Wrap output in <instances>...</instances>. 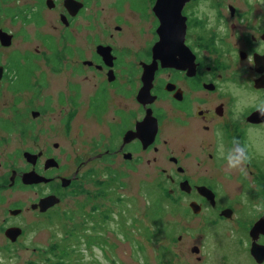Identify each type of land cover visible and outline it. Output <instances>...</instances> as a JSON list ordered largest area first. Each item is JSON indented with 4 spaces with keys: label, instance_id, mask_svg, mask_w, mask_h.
<instances>
[{
    "label": "flooded vegetation",
    "instance_id": "flooded-vegetation-1",
    "mask_svg": "<svg viewBox=\"0 0 264 264\" xmlns=\"http://www.w3.org/2000/svg\"><path fill=\"white\" fill-rule=\"evenodd\" d=\"M64 1L53 0V7L49 8L47 0H34V4L20 7L24 12L19 10L14 15L7 9V17L0 18V30L13 36L10 46L2 45L0 40V96H7L9 91L25 94L29 90L28 84H24L21 90H14V85L20 80V68L11 61L16 53L10 52L7 56L6 52L22 48L11 50L16 45L17 33L5 26L3 21L9 19L10 23L21 22L24 26L34 27L33 35L37 37L38 44L32 54L39 56L57 74H66L64 89L58 91L56 101L60 107L59 120L75 135V140L78 141L81 131L77 127L74 134L73 123L82 119V113L90 129L101 126L106 131L101 132L97 139L92 138L86 160L79 152L73 150L74 154L71 151L73 165H69L68 154L63 158L59 143L55 148H60L58 154L51 148L18 152V164L16 162L10 171L0 175V196L8 191L23 193L32 190L36 198L29 205L15 203L16 207L8 210L10 216L0 219V251H11L14 245L22 244L26 236L20 223L11 219H22L25 215L30 219L37 216L41 219L39 217H50L54 212H60L66 220L69 214L77 213L74 212L77 203H74L81 197L86 199L83 209L89 204L90 221L108 219L110 211L113 212V208L125 198L120 195L111 201L108 191L103 189L104 181L93 179L97 172L92 166L101 168L108 177L110 174L119 175V169L135 172L138 165H154L158 170L157 176L151 182H142L140 190L132 195L133 199L149 198L148 208L151 209L156 207L154 202L165 196L168 201L164 199L165 202L158 203L159 208L165 203L168 209L174 210V214L192 216L199 224L219 226L222 222H235L241 229L248 225L243 230L251 238V227L264 215V210H251V204L264 201V160H251L245 177L234 170L226 172L223 162L212 150L211 133L221 123L227 138L243 137V131L228 122L223 106L213 103L216 92L214 80L220 75L235 77L238 73H229L227 61L221 60L218 53L213 57L205 51L200 57L188 44L187 17L183 14L187 0H75L80 9L73 8L72 12L66 9ZM241 1L247 6L245 11L249 12L260 0H229L228 19L241 18L242 22L247 21L248 29L240 32L242 25L234 24V31L229 33L232 47H238L235 52L240 63L235 57L236 71L242 75L248 71L253 75L252 88L264 94V88L255 87V80L264 79V72H258V69H264V51L256 47L257 41L264 45V32L257 29L255 39L248 22L250 15L254 19L264 17V10L257 8L245 16L240 9ZM50 22L52 32H44L42 25ZM161 25L163 31H159ZM24 32L23 37L29 38V33ZM53 33L62 44L58 52L59 68L57 61L54 63L49 59L57 53V38ZM48 38H52L51 46ZM161 42L167 45V66L154 56V47ZM26 57L31 58L29 54H22L17 60L20 67L25 65ZM146 68H151L147 78L144 77ZM35 74L36 70H33L31 77ZM41 83L34 80L33 98L28 102L33 106L37 101H43V107L28 109L27 116H31L34 122L40 121L49 107L45 99H41ZM49 96L51 99L48 100L53 104L55 96ZM13 99L15 101V97ZM253 113L254 109L247 115L248 124L259 126L264 123L257 114L252 116ZM21 126L18 122L0 119V127L10 135L15 133L25 137L27 128L23 130ZM0 135V142L9 139L7 135ZM76 147L78 145L71 146ZM26 153L36 157L29 161ZM51 159L56 166L47 168ZM31 172L48 181L25 184L23 178ZM229 182L239 185V188L242 183L245 185L247 203H243L240 196H234L235 191L225 184ZM117 183V187L122 189L121 178ZM48 196H55L59 200L57 205L45 212L41 207H34ZM250 213L252 215L248 216ZM123 220L125 222L126 219ZM13 228L23 232L15 241L7 235V230ZM175 237L182 240L180 234ZM259 243L264 244V236H260ZM193 248L199 252H193ZM190 250L195 254V260L201 263V248L196 245ZM32 253H37V250L33 249ZM57 264H62V260Z\"/></svg>",
    "mask_w": 264,
    "mask_h": 264
},
{
    "label": "rangeland",
    "instance_id": "rangeland-1",
    "mask_svg": "<svg viewBox=\"0 0 264 264\" xmlns=\"http://www.w3.org/2000/svg\"><path fill=\"white\" fill-rule=\"evenodd\" d=\"M241 3L240 9L247 16V13L252 12L253 7L249 12H246L247 6L243 1ZM31 4H34V0H0V18L7 17V9L16 15L20 7L25 8ZM259 4H261V0L257 3V5ZM261 9L264 10V6L258 7V10ZM20 11L24 12L23 10ZM3 22L11 31L17 33L16 45L11 50L19 46L22 48L20 51L6 52L8 53L7 56L10 52L18 54H14L11 59L12 64L20 68V80L14 85V90H21L24 84L29 85V90L25 94L9 91L11 94L7 93V96L4 95L3 98L0 96V119L18 122L22 124L23 130L27 128V135L21 137L15 133L10 135L0 127V134L9 137V139L5 138L3 142H0V164H2L0 175L6 174L11 170V166L18 164L20 161L19 151L37 152L51 148L57 154L62 151L63 158L68 154L69 165H73L74 158L71 151L74 150L86 160L92 138L97 139L101 132L106 131V128L94 126L90 129L82 113V119L78 123L77 121L73 123L75 128L73 133H76L77 127L81 131L78 141L75 140V135H72L71 131L59 120L60 107L57 106L56 101L58 91L61 88L64 89L66 74H57L39 56L32 54L38 44L37 37L33 35L36 30L34 27L24 26L21 22L10 23L9 19ZM246 22H243L239 29L240 32L248 31ZM25 30L26 32H24ZM42 30L52 32L51 22L42 25ZM23 32L24 34L29 33L30 37H23ZM52 35L57 38V53L51 55L49 59L54 63L57 61L59 68L57 54L62 44L57 35L54 33ZM48 40V45L51 46L52 38H48ZM235 41L233 40V42ZM240 47L243 45L240 44ZM233 48L236 50L238 47ZM22 54L25 56L29 54L31 58L26 57L25 65L20 67L17 60L21 58ZM235 57L238 60L236 52ZM238 61L240 63V59ZM33 70H36L35 77H31ZM236 70L237 67L233 68L234 72L240 74ZM242 76L249 78L253 75L246 71ZM35 79L37 83L42 81L40 86L43 88L40 96H42L41 99H45L46 105H49L46 110L47 114L43 115L42 119L37 122H34L31 116H27L29 108L43 107V101H37L33 106L28 104L33 98L32 88H34ZM248 82L253 84L251 79ZM50 94L55 96L53 104H50V100H48L51 99ZM13 97H15V101ZM9 131L13 130L10 129ZM1 137L2 135H0ZM57 143L60 145V151V148L55 149ZM77 145L78 147L71 148V146ZM16 162L17 164H15ZM143 165L136 166L135 172L119 169L117 170L119 175L110 174L108 177L106 173L101 172L103 171L101 168L92 166L97 172L93 179L96 182L97 180L104 181L103 189L108 191L111 201H115L120 195H124L125 198L124 202L113 208V212L110 211L108 219L103 222L96 219L90 221L89 218L92 216L89 215L91 213L89 204L85 206V209L82 207L86 200L84 197L75 200L74 204L77 203V205L74 212L78 214H69L66 220L62 218L60 212H54L50 217H39L41 219H38V216L30 219L26 215L22 219H11L13 222L20 223L26 236L23 243L14 245L11 251H0V259L10 261L11 264H57L59 260H62V264H257L250 254L251 238H249L248 232L243 230L247 229L248 225L241 229L235 222H222L219 226L208 223L199 224L192 216L174 214V210L168 209L165 203L162 208H159L158 203L165 202L164 199L168 201L159 189L157 190L164 199L158 200L156 203L153 201L155 208H148L150 205L147 197L141 196L136 200L133 199L132 195L140 190L142 182H151L157 176L158 170L154 165ZM6 166L9 168L7 169ZM120 178L122 183L120 188L122 189L117 187ZM26 180H23L24 183ZM225 182L228 181L225 180ZM39 183H34V185ZM26 184L29 183L26 182ZM225 184L228 185L229 189L235 191L234 196H240L241 201L242 196L247 197V188L243 183L241 188L233 182L232 184L231 182ZM91 190L95 192V190ZM2 196H0V219H3L4 216H10L8 210L15 208V203L25 202L29 205L36 198L32 190L23 193L8 191ZM99 207L106 206L99 205ZM115 211L119 214L116 215ZM260 211L262 210H257V212ZM251 215L250 213L248 216ZM123 219H126L125 222L130 221L128 225ZM175 230H178L177 233L174 232ZM178 234L182 235L181 241L177 240V236L175 237ZM1 239L0 237V243ZM60 245L61 247H59ZM196 245L201 248L203 253L201 263L195 260V254L190 250L192 246ZM33 249H36L37 253H32Z\"/></svg>",
    "mask_w": 264,
    "mask_h": 264
},
{
    "label": "clouds",
    "instance_id": "clouds-1",
    "mask_svg": "<svg viewBox=\"0 0 264 264\" xmlns=\"http://www.w3.org/2000/svg\"><path fill=\"white\" fill-rule=\"evenodd\" d=\"M229 0H187L183 14L187 17V42L203 57L205 51L209 56L220 55L228 63L227 71L231 73L235 64V50L231 44L230 32L234 24H241V18L229 20ZM261 4L252 9V13ZM251 34L256 39V30L264 32V17L249 16ZM257 41V40H256ZM256 47L264 51V45L257 41ZM211 50V51H210ZM253 77L243 78L242 74L220 75L215 80L216 92L213 103L222 105L228 122L243 131V137L227 138L223 123L214 127L211 133V147L216 157L221 160L226 172L237 171L242 176L248 175V165L253 159L264 160V123L253 126L247 123V115L255 110L260 121H264V94L256 92L248 81ZM247 203V197L242 196ZM251 210H264V201L251 204ZM0 264H11L0 259Z\"/></svg>",
    "mask_w": 264,
    "mask_h": 264
},
{
    "label": "water",
    "instance_id": "water-1",
    "mask_svg": "<svg viewBox=\"0 0 264 264\" xmlns=\"http://www.w3.org/2000/svg\"><path fill=\"white\" fill-rule=\"evenodd\" d=\"M64 5L69 12H72L73 8L77 10L80 9V4L76 2L75 0H65ZM47 6L49 8H52L53 0H49L47 2ZM163 22H166V21L163 20ZM163 30H164L163 25H161L159 31H163ZM12 37L13 36L8 34L7 32L0 30V40H1L2 45L10 46L12 43ZM166 48H167V45L164 44L163 42H161L160 44L154 47V56L155 58H158L159 60H161L163 66H167L168 64ZM176 48H179V46H176ZM243 55L244 54H241L242 57H244ZM150 69L146 68L144 72L145 78L148 77ZM258 72L263 73L264 69H258ZM255 87L264 88V79L255 80ZM255 115H256V112L252 114V116H255ZM252 116L249 119H251ZM25 157L30 161L32 158H35L36 156L31 153H26ZM52 166H56L54 163V159L49 160L47 163V168L52 167ZM23 179L24 181L25 179H27L26 182H29V183H39L42 181H48L44 177H41L32 172L29 174H26ZM58 201L59 200H57V198H55L54 196H48L45 199H42L39 205H35L34 207L35 208L41 207V211L45 212L50 207L55 205V203H57ZM191 206L194 209V211L197 213L198 211H196L195 205L192 204ZM17 213L18 212H15V214ZM21 233H22V230L17 229V228L7 230V235L11 236L14 241L19 235H21ZM260 236H264V215L257 222H255V224L250 229V237H251L250 254L258 264L264 263V244L259 243ZM193 252L197 253L199 252V249L193 248Z\"/></svg>",
    "mask_w": 264,
    "mask_h": 264
},
{
    "label": "bare ground",
    "instance_id": "bare-ground-1",
    "mask_svg": "<svg viewBox=\"0 0 264 264\" xmlns=\"http://www.w3.org/2000/svg\"><path fill=\"white\" fill-rule=\"evenodd\" d=\"M29 183V182H28ZM25 184H26V182H25ZM29 184H34V183H29Z\"/></svg>",
    "mask_w": 264,
    "mask_h": 264
},
{
    "label": "trees",
    "instance_id": "trees-1",
    "mask_svg": "<svg viewBox=\"0 0 264 264\" xmlns=\"http://www.w3.org/2000/svg\"><path fill=\"white\" fill-rule=\"evenodd\" d=\"M58 55V54H57ZM58 68V67H57ZM112 176H116V175H112ZM118 176V175H117Z\"/></svg>",
    "mask_w": 264,
    "mask_h": 264
}]
</instances>
